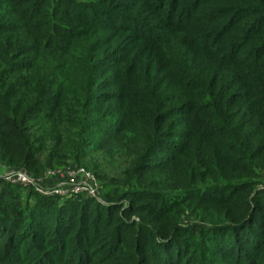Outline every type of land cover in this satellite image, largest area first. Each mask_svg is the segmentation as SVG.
I'll list each match as a JSON object with an SVG mask.
<instances>
[{
    "label": "trees",
    "instance_id": "trees-1",
    "mask_svg": "<svg viewBox=\"0 0 264 264\" xmlns=\"http://www.w3.org/2000/svg\"><path fill=\"white\" fill-rule=\"evenodd\" d=\"M112 150L96 198L0 179V261L263 264L264 0H0V167Z\"/></svg>",
    "mask_w": 264,
    "mask_h": 264
},
{
    "label": "rangeland",
    "instance_id": "rangeland-1",
    "mask_svg": "<svg viewBox=\"0 0 264 264\" xmlns=\"http://www.w3.org/2000/svg\"><path fill=\"white\" fill-rule=\"evenodd\" d=\"M79 1H87V0H79ZM128 157H126L123 152L119 151H105V152H92L89 151L86 153V156L82 159V161L79 163L75 161L74 159H67L62 165H56L53 167H50V169H43L38 175H34V173L29 171L32 175L38 179V183L36 185L37 190H57L61 185L66 186L69 185V178L68 174L72 172V170L78 169V168H84L87 171L91 172L98 180L100 188H99V194H101V189L103 187L102 181L99 180L98 175L96 172L103 170L104 172L110 174L113 177H121L122 170L128 165ZM98 168H95V167ZM13 169L0 167V179L3 180V182H7L4 175L13 172ZM50 171V174L48 173ZM79 180H74V183H77ZM16 185V184H15ZM4 183L0 184V193L4 190ZM19 186V185H16ZM261 187L264 186V183L260 185ZM21 186H19L20 188ZM35 190L36 188L33 187ZM29 189V188H28ZM26 189L22 188V193H26ZM85 196V195H83ZM88 197V196H87ZM66 197H61V199H64ZM257 226L261 228L264 231V221H259ZM246 252H248V248H245ZM258 250V249H255ZM258 253L259 257L263 255L261 250L259 249ZM20 254V260L17 259L14 263L15 264H29L30 257L29 255H25L24 251L21 250V252H18ZM25 258H28L29 260H25ZM254 260H258L257 258H254ZM259 262H264L263 258ZM0 264H5L4 262L0 261ZM195 264V263H193ZM264 264V263H263Z\"/></svg>",
    "mask_w": 264,
    "mask_h": 264
},
{
    "label": "built area",
    "instance_id": "built-area-1",
    "mask_svg": "<svg viewBox=\"0 0 264 264\" xmlns=\"http://www.w3.org/2000/svg\"><path fill=\"white\" fill-rule=\"evenodd\" d=\"M50 174V171L48 172ZM8 183L16 184L27 189L29 187H35L38 183V179L32 175L28 170L19 169L14 170L3 176ZM69 185L60 186L57 190H37L36 191L44 196H61V197H75L79 195H85L88 197L96 198L99 196V182L97 178L84 168H78L72 170L68 174ZM79 180L74 183V180Z\"/></svg>",
    "mask_w": 264,
    "mask_h": 264
}]
</instances>
